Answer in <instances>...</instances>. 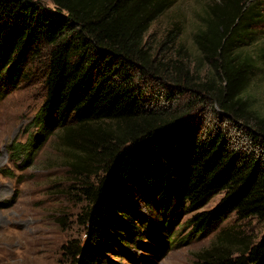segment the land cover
<instances>
[{"label": "trees", "instance_id": "16d2710c", "mask_svg": "<svg viewBox=\"0 0 264 264\" xmlns=\"http://www.w3.org/2000/svg\"><path fill=\"white\" fill-rule=\"evenodd\" d=\"M53 1L59 11L36 0H0V94L18 87L29 61L46 48L48 92L33 122L38 131L24 144L13 143L15 153L21 155L18 147L24 146L22 161L29 162L57 127L67 136L75 130L113 133L101 142L102 175L82 188L86 243L64 246L73 264H122L110 257L113 251L138 260L130 245H140L155 230L172 235V221L191 211V235L211 232L232 213L264 221V156L235 148L223 132L200 131L171 107L153 108L141 83L178 64L158 60L148 39L175 0ZM263 5L262 0L211 4L196 33L201 59L210 67L199 86L234 118L247 120L253 74L264 68V41L251 48L264 25ZM249 129L264 143V116L257 115ZM98 144L88 150L90 156L99 154ZM220 193L216 206L201 210ZM196 264H264V233L235 252L209 248Z\"/></svg>", "mask_w": 264, "mask_h": 264}, {"label": "rangeland", "instance_id": "374dc122", "mask_svg": "<svg viewBox=\"0 0 264 264\" xmlns=\"http://www.w3.org/2000/svg\"><path fill=\"white\" fill-rule=\"evenodd\" d=\"M36 1L59 11L53 0ZM227 1L234 0H175L155 21L148 39L158 60L178 64L170 63L157 77H145L141 83L153 108L171 107L200 131L223 132L235 148L264 156V143L254 139L249 129L257 115L264 116V68L253 74L245 106L247 120L222 111L213 94L199 86L210 67L201 59L196 33L204 25L205 9ZM173 27L177 34L168 38ZM262 41L264 25L251 48ZM47 50L29 61L18 87L0 94V264H73V256L64 246L72 240L83 245L88 238V225L80 219L87 204L82 188L102 175L106 155L100 153L101 142L113 138V133L103 129L75 130L67 136L57 127L29 162L22 161L27 155L24 146L18 147L21 155L15 153L13 143L24 144L38 131L33 122L47 99ZM216 80L220 83V77ZM97 143L99 154L90 156L88 150ZM76 159L79 165L75 167L72 162ZM222 196H213L201 210L213 208ZM143 212L150 213L145 207ZM194 212L172 221V235L159 236L155 230L140 245H130L138 260L131 255L116 256L115 251L110 257L122 264H196L198 255L209 248L221 245L235 252L249 248L264 233V221L254 217L240 220L232 213L211 232L191 235L189 220Z\"/></svg>", "mask_w": 264, "mask_h": 264}]
</instances>
